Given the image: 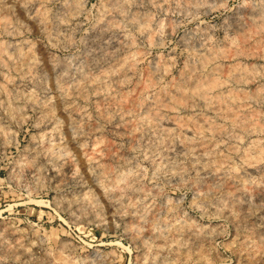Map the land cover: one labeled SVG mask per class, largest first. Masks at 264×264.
Wrapping results in <instances>:
<instances>
[{"label":"rangeland","instance_id":"obj_1","mask_svg":"<svg viewBox=\"0 0 264 264\" xmlns=\"http://www.w3.org/2000/svg\"><path fill=\"white\" fill-rule=\"evenodd\" d=\"M257 92L264 0H0V264H264Z\"/></svg>","mask_w":264,"mask_h":264},{"label":"bare ground","instance_id":"obj_2","mask_svg":"<svg viewBox=\"0 0 264 264\" xmlns=\"http://www.w3.org/2000/svg\"><path fill=\"white\" fill-rule=\"evenodd\" d=\"M203 55H204V54H203ZM203 57H204V56H203ZM206 57H207V56H206ZM199 58H201V61H202V62L204 61V59L202 60V56H200ZM207 60H209V59H207ZM207 60H206V61H207ZM204 62H205V61H204ZM208 62H209V61H208ZM200 63H201V62H200ZM209 63H210V62H209ZM203 65H204V64L202 63L201 66H203ZM205 65H207V63H206ZM211 65H212V64H211ZM195 66H196V65H195ZM199 67H200V66H199ZM209 67H210V66H208V68H209ZM190 68H191V67H190ZM190 68H188V70H189ZM196 68H197V66H196ZM214 68H215V67H214ZM214 68H211V70H214ZM230 68H231V67H230ZM233 68L235 69V67L232 66V68H231L232 71L234 70ZM236 68H237V67H236ZM241 68H242V67H241ZM192 69H193V70L190 69L191 71H193V73H192L191 75H193V74H194V75L197 74V72L194 73V70H195V69H194V68H192ZM216 69H217V68H216ZM228 69H229V67H228ZM228 69H225V72H226V70H228ZM238 69H239V68H238ZM242 69H243V68H242ZM188 70H187V71H188ZM197 70H200V68L197 69ZM205 70H206V69H205ZM231 70H230V71H227V72H228V73H229V72L231 73ZM239 70H241V69H239ZM239 70H236V71H237V72H240ZM244 70H245V69H244ZM184 71H186V70H184ZM191 71H190V72H191ZM201 71H202V70H201ZM207 71H208V70H207ZM207 71L204 72V70H203V72L206 73V74H207ZM217 71H218V70H217ZM221 71H222V69H221ZM182 72H183V71H182ZM227 72H226V75H227ZM234 72H235V70H234ZM241 72L244 73L245 71H241ZM247 72H248V71H247ZM209 73H211V72H209ZM209 73H208V75H209ZM214 73H215V72H213V74H214ZM235 73H236V72H235ZM181 74H184V73H181ZM181 74H179V76H180ZM186 74H187V73L185 72L184 75H186ZM232 74H233V73H232ZM239 74H240V73H239ZM245 74H246V77H247V73H245ZM245 74H244V75H245ZM198 75H200V72H199ZM208 75H207V76H208ZM214 75H215V74H214ZM248 75H250V73H249ZM228 76H229V75H228ZM240 76H241V75H240ZM196 77H198V76H196ZM196 77H194L193 79H195ZM202 77H203V76H201V78H200V80H202L201 83H202L203 81H204V83H205V82H209V81H211V82L213 83V82H214L213 79L215 80V78H213V75H212V74H211V76H210L212 79H210V80L207 79V80L205 81V79L203 80ZM208 77H209V76H208ZM214 77H215V76H214ZM234 77H235V75L233 76V78H234ZM246 77H245V78H246ZM187 78H189V79H188V80H189V82H188V86H189V84H191V83H190L191 80H190V77H189V73H188ZM187 78H186V79H187ZM205 78H206V75H205ZM229 78H230V77H229ZM233 78H230V79L233 80ZM152 79H153V78H152ZM227 79H228V78H227ZM230 79H229V80H230ZM154 80H156V79H154ZM195 80L197 81L198 79H195ZM195 80H192V81H195ZM150 81H153V80H150ZM237 81H238V80H237ZM237 81H236V82H237ZM239 81H240V80H239ZM241 81H242V80H241ZM102 82H103V81H102ZM185 82H187V81H185ZM198 82H199V81H198ZM211 82L209 83L210 85H212ZM218 82H220V81H218ZM236 82H235V83H236ZM151 83H153V85H154V81L151 82ZM151 83H150V85H151ZM155 83H156V82H155ZM174 83H175V81H174ZM214 83H217V80H215ZM214 83H213L214 87L217 86V85L214 84ZM221 83H222V82H221ZM240 83H241V82H240ZM146 84H147V83H146ZM146 84H144V85H146ZM156 84H157V83H156ZM202 84H203V83H202ZM202 84L199 85L198 83H193V84H191V85L189 86V89H190V87L192 88V90H193L192 92H193V93L198 94V97L201 96L200 98H203L202 95H203V92H205V91L201 92V89H202L203 87L205 88L206 86H209L208 83H207V85H204V86H202ZM219 84H220V83H219ZM219 84H218V85H219ZM236 84H237V83H236ZM144 85H143V86H144ZM172 85H174V84H172ZM172 85H171V86H172ZM176 85H178V84H177V81H176ZM180 85H182V84L180 83ZM183 85H184V84H183ZM220 85H222V84H220ZM201 86H202V88H201ZM145 87H146V88H149V85H148V87H147V86H145ZM177 87H178V86H177ZM177 87H176V88H177ZM182 87H183V86H182ZM211 87H213V86H209V87H208V90H209V88H210L211 90H213ZM219 87H220V86H219ZM176 88H175V87L173 88V90L175 89L176 97H178V99H179L180 97H182V99H184V100H188V97H187V99H185V96H188V94H186V91H187V90H184L185 92H182V90L184 89V87H183V89H182L181 91H179V89H180L181 87H178L179 89H178V91H176ZM204 88H203V89H204ZM217 88H218V87H217ZM220 88H221V87H220ZM143 89H145V88H143ZM185 89H186V84H185ZM160 90H161V89H159V91H160ZM204 90H205V89H204ZM219 90H220V89H219ZM237 90H238V89H237ZM237 90H236V91H237ZM104 91H105V90H104ZM159 91H158V92H159ZM162 91L164 92L165 90H162ZM206 91H207V90H206ZM229 91H230V93H231L232 89L228 90V92H229ZM236 91H234V92H236ZM160 92H161V91H160ZM178 92L181 93V95H179ZM187 92H189V91H187ZM208 92H209V91H208ZM210 92H211V91H210ZM216 92H217V91L215 90V93H216ZM219 92H221V90H220ZM234 92H233V93H234ZM242 92H243V91H242ZM244 92H246V91L244 90ZM261 92H262V91H261ZM173 93H174V92H173ZM213 93H214V92H213ZM230 93H229V94H230ZM246 93H248V92H246ZM258 93H259V96H261V95L264 94V93L262 94V93H260V92H257V95H258ZM159 94L161 95V93H159ZM175 94H174V95H175ZM177 94H178V95H177ZM196 94H195V95H196ZM199 94H202V95H199ZM211 94H212V93H210V95H211ZM217 94H218V92H217ZM219 94H220V93H219ZM223 94L225 95V93H223ZM223 94L221 93L222 98H223ZM229 94H227V95H228L227 98H229ZM231 94H232V93H231ZM260 94H261V95H260ZM155 95H156V94H155ZM172 95H173V94H172ZM190 95H191V94H190ZM192 95H193V94H192ZM208 95H209V94H208ZM210 95H209V96H210ZM227 95H226V96H227ZM240 95H241V93H240ZM250 95H252L253 100H256V98H255L256 93H254V95H253V93L250 94ZM257 95H256V97H258ZM157 96H158V95H157ZM203 96H204V95H203ZM213 96H214V95H213ZM233 96H234V95H233ZM236 96H237V95H236ZM236 96H234V97L237 98V100H238V99H239V100L241 99V98H238V97H236ZM154 97H155V96H154ZM160 97H161V96H160ZM176 97H174V98H176ZM219 97H220V96H219ZM219 97H216V95L214 96V98H217V99H218ZM244 97H246V96H244ZM250 97H251V96H250ZM158 98H159V97H158ZM189 98L194 99V98H192V97H189ZM204 98H205V97H204ZM209 98H210V97H208V99H209ZM211 98H212V96H211ZM227 98L224 97V99L227 100V102H226V101L223 102V103H224V106H225V102H226V104H228L229 101H230V100H228ZM232 98H233V97H232ZM242 98H243V97H242ZM254 98H255V99H254ZM261 98H262V97H261ZM263 98H264V95H263ZM263 98H262L261 100H263ZM126 99H127V98H126ZM159 99H160V98H159ZM176 99H177V98H176ZM178 99H177V100H178ZM180 99H181V98H180ZM212 99H213V98H212ZM217 99H216V100H217ZM220 99H221V97H220ZM230 99H231V96H230ZM233 99H234V98H233ZM233 99L231 100V102H233ZM243 99H244V98H243ZM258 99H260V98L258 97ZM139 100H140V99H139ZM149 100H150V99H149ZM157 100H158V99H156V101H157ZM200 100H201V99H200ZM202 100H203V101H202ZM202 100H201V101H202V103H203V102H204V99H202ZM206 100H207V98H206ZM209 100H210V99H209ZM209 100H207L208 103H209ZM213 100H214V99H213ZM218 100H219V99H218ZM222 100H223V99H222ZM237 100H234V102H236ZM239 100H238V101H239ZM244 100H245V99H244ZM246 100H247V98H246ZM248 100H249V99H248ZM129 101H130V99H129ZM150 101H151V100H150ZM150 101H149V102H150ZM154 101H155V100H154ZM174 101H175V100H174ZM180 101H181V104H182V101H183V100L175 101L174 104H176V103L179 102V104H177V105L180 106V105H181V104H180ZM192 101H193V100H192ZM195 101H196V100H194V102H195ZM207 101H206V102H207ZM214 101H215V100H214ZM220 101H221V100H220ZM241 101H242V100H241ZM256 101H257V100H256ZM125 102H127V101L124 100V103H125ZM142 102H144V101L142 100ZM151 102H152V101H151ZM151 102L148 103V104H150V106H151ZM160 102H161V101L156 102V103H157V104L159 103V105H162V103L160 104ZM186 102H188V101H186ZM194 102L192 103L191 100H190L189 105H190L191 103H192V104H195ZM211 102H213V101H211ZM211 102H210L209 108H210V106L213 104V103L211 104ZM215 102H216V101H215ZM215 102H214V103H215ZM218 102H219V101H218ZM218 102H217V104H216V103L213 104L214 106H216V107H214V108H217V109H218L219 107L222 108V107H221V106H222V105H221L222 102H221V103H220V102L218 103ZM133 103H134V102H133ZM172 103H173V102H172ZM208 103H205V105L208 106V105H207ZM247 103H248V102H247ZM135 104L138 105V102L135 103ZM154 104H155V103H154ZM157 104H156V106L159 107V105H157ZM184 104H185V102H184ZM184 104H182V105H184ZM186 104H187V103H186ZM196 104H197V103H196ZM218 104H220L221 106L219 105V107H217ZM239 104H240V103H239ZM137 105H136V107H137ZM139 105H140V104H139ZM152 105H153V104H152ZM163 105H165V104H163ZM167 105H168V103H167ZM242 105H243V102H242ZM242 105H241L240 107H242ZM244 105H246V104L244 103ZM147 106H148V105H147ZM190 106H191V105H190ZM206 106H205V107H206ZM224 106H223V108H224ZM227 106H228V105H227ZM236 106H238V102H237V104H236L235 106H234V103H233V106H232V107L230 106V107H231L230 109H232V108L234 107L233 109L235 110V107H236ZM65 107H66V106H65ZM67 107H70V106H67ZM134 107H135V105H134ZM164 107H165V106H164ZM180 107H181V106H180ZM182 107H183V106H182ZM185 107H186V105H185ZM238 107H239V106H238ZM238 107H237V108H238ZM70 108H71V107H70ZM140 108L142 109L143 107H140ZM140 108H139V109H140ZM148 108H149V111H151V110H150L151 107H148ZM148 108H147V109H148ZM156 108H157V107H156ZM211 108L213 109V106H211ZM220 108H219V110H220ZM227 108H228V107H227ZM227 108H224L223 110L228 112V110H230V109L228 108V110H227ZM237 108H236V109H237ZM63 109H64V108H63ZM67 109H68V108H67ZM143 109H144V108H143ZM147 109H145V110H143V111H145V113H149V112H146ZM225 109H226V110H225ZM71 110H72V108H71ZM159 110H160V109H159ZM159 110H158V111H159ZM242 110H243V109H242ZM242 110H241V112H243ZM152 111H153V108H152ZM154 111L157 112V109L154 110ZM215 111H218V110H214V112H215ZM221 111H222V110H221ZM69 112H70V110H69ZM155 112L152 113V116H153V114H155ZM218 112H220V111H218ZM230 112H232V110H231ZM237 112H238V111H236V112L233 111L232 113H236V114H231V113H229L230 115H228L227 113H225V112H223V111H222L221 113H223V114L225 113V115H223V116H226V114H227L228 116H230V118H231V116L233 115V118H231V120H232V119L236 120V119H235L236 117H237V120H238V116H239L240 114L237 116ZM241 112L239 111L238 113H241ZM62 114H63V113H62ZM149 114H150V113H149ZM219 114H220V113H219ZM147 115H148V114H147ZM147 115H146V116H147ZM234 115H235V116H234ZM242 115H243V114H242ZM242 115H241V116H242ZM154 116H155V115H154ZM221 116H222V115H221ZM243 116H244V115H243ZM243 116H242V117H243ZM245 116H246V115H245ZM148 117L151 118V115L148 116ZM173 117H174V116H173ZM203 117H204V116H203ZM203 117H201V118H203ZM205 117H206V116H205ZM162 118H163V117H162ZM226 118H227V116H226ZM239 118H240V117H239ZM160 119H161V118H159V120H160ZM179 119H180V118H179ZM179 119H178V120H179ZM191 119L194 120L193 118H191ZM205 119H206V118H205ZM242 119H244V118H242ZM148 120H149V119H148ZM151 120H152V122H153V118H152ZM154 120H155V119H154ZM178 120H177V123L179 122ZM183 120L185 121L186 118H185V119L181 118L180 121L182 122ZM189 120H190V119L188 118L186 121L188 122ZM192 120H190V121H192ZM160 121H161V120H160ZM160 121H154V123H155V122H159V123H160ZM173 121H174V119H173ZM184 121H183V122H184ZM190 121H189V122H190ZM195 121H196V120H195ZM198 121H199V120H198ZM200 121H201V120H200ZM200 121H199V122H200ZM203 121H204V120H203ZM240 121H241V120H240ZM175 122H176V121H175ZM183 122H182V124H183ZM187 122H186V123H187ZM209 122H210L209 120H208V122H206V120H205V123H207L206 126H207V125H210V126H207V129H208V127L211 128V127L214 126V125L211 126L212 123L209 124ZM233 122L235 123V121H233ZM245 122H246V121H245ZM163 123H164V122H163ZM163 123H162V124H163ZM166 123H167V122H166ZM170 123H171V122H170ZM190 123H192V122H190ZM203 123H204V122H203ZM240 123H241V122H240ZM157 124H158V123H157ZM178 124H180V122H179ZM213 124H214V123H213ZM215 124H216V123H215ZM155 125H156V124H155ZM189 125H190V124H189ZM198 125H199V124L195 125V126L197 127V129H198ZM202 125H205V124L200 123V126H202ZM217 125H218V124H217ZM217 125H215V126H217ZM243 125H244V124H243ZM173 126H174V123H173ZM175 126H176V125H175ZM179 126H180V129H181V127H183L182 125H179ZM193 126H194V125H193ZM200 126H199L200 129H198V130L201 131V127H200ZM156 127H157V126H156ZM158 127L160 128L159 124H158ZM161 127H162V125H161ZM168 127H170V126H168ZM168 127H165V128L162 127L163 129L160 128V130H167L166 128H168ZM177 127H178V126H177ZM184 127H185V126H184ZM184 127H183V130H185ZM186 127L188 128V127H190V126H186ZM204 127H205V126H204ZM204 127H203V128H204ZM219 127H220V126H218V128H219ZM190 128H191V127H190ZM203 128H202V130H203V132H204V129H205L206 127H205L204 129H203ZM220 128H221V127H220ZM170 129H171V127L168 128L169 132L172 131V130H170ZM178 129H179V127H178ZM197 129H196V130H197ZM216 129H217V128H216ZM216 129H214L215 132H216ZM168 130H167V133H168ZM191 130H193V128H191ZM191 130H190V131H191ZM212 130H213V128H212ZM212 130H210L211 133L213 132ZM205 131L209 133V130L207 131V130L205 129ZM217 131H218V130H217ZM158 132H159V131H158ZM191 132H193V131H191ZM201 132H202V131H201ZM201 132H200V133H201ZM203 132H202V133H203ZM223 132H227V131H222V130H221V133H223ZM183 133H184V132H183ZM193 133H194V132H193ZM193 133H192V134H193ZM196 133L199 135L198 132H196ZM216 133H217V132H216ZM218 133H220V129H219ZM224 134H225V133H224ZM194 135H195V134H194ZM196 136H197V135H196ZM199 136H200V135H199ZM206 136H207V135H206ZM186 137H187V136H186ZM210 137H211V136H210ZM188 138H189V137H188ZM194 138H195V137H194ZM194 138H193V139H194ZM199 138L201 139V137H199ZM199 138H197V139H199ZM207 138H208V137H207ZM189 139H190V141H189V140H188V141L192 143V140H193V139H192V138H189ZM191 139H192V140H191ZM203 139H204V137H203ZM210 140H211V139H210ZM213 140H214V138H213ZM217 140H218V139H217ZM217 140H216V141H213V145H214L215 142H216V144H217V142L220 143V142L217 141ZM200 141H201V140H200ZM186 142H187V140H186ZM201 142H202V141H201ZM207 142H208V141H207ZM207 142H205V143H207ZM211 142H212V141H211ZM257 143H258V142H257ZM209 144H210V142H209ZM259 144H260V143H258V145H259ZM186 145H187V143H186ZM194 145H196V144H194ZM194 145H193V146H194ZM198 145H199V144H198ZM203 145H204L206 148L211 147V146H208V147H207L206 144H203ZM207 145H208V144H207ZM250 145H251V144H250ZM258 145H257V149H258V147H262L261 144H260V146H258ZM180 146H181V145H180ZM190 146H191V145H190ZM193 146H192V147H193ZM201 146H202V145H201ZM215 146H217V145H215ZM229 146H231V145H229ZM248 146H249V145H248ZM255 146H256V145H255ZM255 146H254V147H255ZM188 147H189V146H188ZM220 147H221V146H220ZM220 147H218V148H220ZM227 147H228V146H227ZM249 147H250V146H249ZM193 148H195V147H193ZM200 148H201V147H200ZM215 148H216V147H215ZM218 148H216V149L218 150V152L222 151V150H219ZM224 148H226V147H224ZM228 148H229V147H228ZM228 148H227V149H228ZM231 148H232V146H231ZM231 148H230V150H231ZM233 148H234V147H233ZM233 148H232V149H233ZM262 148L264 149V147H262ZM202 149H203V148H202ZM202 149H201V151L204 153V151H203ZM209 149H210V148H209ZM227 149H225V150H227ZM255 149H256V148H255ZM259 149H260V148H259ZM259 149H258V150H259ZM212 150H213V149H212ZM230 150H229V151H230ZM209 151L211 152V150H209ZM229 151H228V153H229ZM232 151H234V150H232ZM235 151H236V150H235ZM244 151H245V150H244ZM259 151H260V150H259ZM202 152H201V153H202ZM212 152H213V151H212ZM215 152L218 153L217 151H215ZM250 152H252V151H250ZM260 152H262V153L264 154L263 151H260ZM260 152H259V153H260ZM194 153H195V152H194ZM208 153H209V152H208ZM223 153H224V152H223ZM243 153H244V152H243ZM245 153H247V152H245ZM252 153H254L255 155H257V154H256L257 152L255 153L254 150H253ZM259 153H258V154H259ZM211 154H212V153H211ZM221 154H222V153H221ZM224 154L227 155L228 157H229V155H231L230 153L227 154V152L224 153ZM248 154H251V153L248 152ZM214 155H215V154H214ZM218 155H220V153H219ZM204 156H206V155H204ZM227 156L225 157L226 159L228 158ZM252 156H253V155H252ZM206 157H207V156H206ZM212 157H213V156H212ZM216 157H218V156H216ZM220 157H221V156H220ZM245 157H246V156H245ZM247 157H248V155H247ZM259 157H260V156H259ZM259 157L254 156L255 159H257V158H259ZM223 158H224V156H223ZM225 158H224V159H225ZM250 158H252V157H250ZM250 158H249V161L253 159V158H252V159H250ZM221 159H222V158H221ZM242 159H243V160H246V158H244V157H243ZM255 159H254V160H255ZM247 160H248V159H247ZM254 160H252V161H254ZM257 160H258V159H257ZM249 161H248V162H249ZM255 161H256V160H255ZM82 162H84V161H82ZM250 162H251V161H250ZM250 162H249V163H250ZM244 163H245V162H244ZM249 163L246 162V165L249 164ZM252 163H255V162H252ZM220 164H222V160L220 161ZM256 164H257V163H256ZM256 164H255L254 166H256ZM244 165H245V164H244ZM249 165L252 167V164H249ZM200 167H201V166H200ZM200 167H199V168H200ZM245 167H246V166H245ZM219 169H220V168H219ZM219 169L217 168V170H219ZM231 169H232V168H231ZM233 169H235V168L233 167ZM233 169H232V170H233ZM236 169H237V167H236ZM247 169H248V167H247ZM249 169H250V168H249ZM252 169H253V171H254V168H252ZM252 169H250V170H252ZM90 170H91V169H90ZM92 170H93V169H92ZM217 170H216V171H217ZM222 171H223V170H222ZM224 171H225V170H224ZM237 172H238V170H237ZM243 172H244V171H243ZM249 172H250V171H249ZM251 172H252V171H251ZM225 173H226V172H225ZM93 174H94V173H93ZM215 174H216V173H215ZM238 174H239V172H238ZM233 175H234V174H233ZM240 175H241V174H240ZM240 175H239V176H240ZM247 175H248V174H247ZM247 175H246V176H247ZM218 176H219V175H218ZM236 176H237V175H236ZM246 176H245V177H246ZM93 178H95V176H94ZM261 178H262V177H261ZM232 179H233V176H232ZM239 179H240V178H239ZM241 179H243V178L241 177ZM98 180H99V179H98ZM233 180H234V179H233ZM248 181H249V179H248ZM250 181H251V179H250ZM255 181H256V180H255ZM255 181H254V183H255ZM261 181H262V180H261ZM259 182H260V181H259ZM262 182H263V181H262ZM99 183H100V182H99ZM128 183H129V182H128ZM240 183H242V185H243L244 183H246L245 179L243 180V182L241 181ZM102 184H103V182H102ZM102 184H100V185L103 186ZM104 184H105V183H104ZM251 184H252V182H251ZM247 185H248V184H247ZM247 185H245V186H247ZM258 185H259V184H258ZM260 185H261V184H260ZM262 185H263V184H262ZM249 186H250V185H248V187H249ZM254 187H255V186H254ZM104 188H105V186H104ZM256 188H257V187H256ZM102 189H103V188H102ZM106 189H107V188H106ZM262 189H263V188H262ZM100 191H101V190H100ZM104 192H105V189H104ZM107 193H109L108 189H107ZM105 194H106V193H105ZM108 195H109V194H108Z\"/></svg>","mask_w":264,"mask_h":264}]
</instances>
